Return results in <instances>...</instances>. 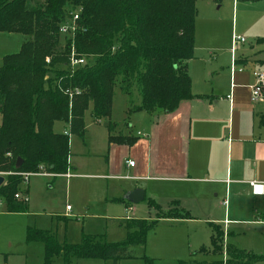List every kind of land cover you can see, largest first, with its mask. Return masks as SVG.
<instances>
[{
    "label": "trees",
    "instance_id": "1",
    "mask_svg": "<svg viewBox=\"0 0 264 264\" xmlns=\"http://www.w3.org/2000/svg\"><path fill=\"white\" fill-rule=\"evenodd\" d=\"M254 2L257 0H237ZM196 0H0V32L21 33L29 38L17 52L0 62V202L6 212L27 209L26 192L20 191L19 174L46 172L64 174L70 169L69 134L82 137L84 114L90 107L95 121L104 123L108 143L132 145L137 137L117 131L110 120L113 91L118 86L125 95L134 87L139 102L125 113L171 111L179 101L199 97L191 92L187 63L194 57ZM76 13V30L70 36L59 27ZM85 59L72 68L71 52ZM88 56H91L89 58ZM48 59V61H46ZM128 118V117H126ZM55 121L66 130L52 129ZM128 119L122 121L126 125ZM21 165L15 168V161ZM155 212L152 219L121 221L125 238L107 242L84 236L74 244L60 243L49 231L26 227L25 242H41L44 264L61 255L63 264L71 258L110 260L136 258L135 246H144L147 232L161 218H190L187 210L172 200L163 209L147 198ZM173 206V209H172ZM211 248L226 259L178 264H254L264 262V252L255 253L223 242V230L213 223ZM229 233H226V237ZM224 248L222 249V247ZM204 250V249H203ZM142 264L154 259L139 256Z\"/></svg>",
    "mask_w": 264,
    "mask_h": 264
},
{
    "label": "rangeland",
    "instance_id": "2",
    "mask_svg": "<svg viewBox=\"0 0 264 264\" xmlns=\"http://www.w3.org/2000/svg\"><path fill=\"white\" fill-rule=\"evenodd\" d=\"M195 8V58L190 59L188 63L193 89L200 92L212 86H227L231 58L245 59L243 67L246 71L254 67L255 71L264 72V0H196ZM233 37H242L244 41L232 44ZM28 38L21 33L0 32V62L4 55L17 52L20 44ZM138 102L139 94L134 87L130 95H125L115 86L110 120L119 127L124 119L130 118L131 121L137 113L127 115L125 111L129 104ZM106 121L107 119L95 121L89 107L84 114V127L87 128L85 134L82 137L69 134L72 163L79 165V169H76L78 173H105ZM52 129L61 133L66 130V126L61 121H55ZM135 130L136 128H133L131 133ZM141 138L142 136H139V139ZM0 173L3 176L10 172ZM113 181L116 183L112 184ZM113 181L104 177L83 175L66 178L64 175L52 177L31 174L28 181H22L18 192V197L26 192V211L6 212L0 202V264H4V259L7 264H44L43 244L25 242V231L29 225L44 227L43 230L49 231L60 243L74 244L84 236L107 242L123 240L125 229L119 225L116 217L124 215L125 212L120 203L111 200L114 196L113 187L120 181ZM106 182L109 184L108 188ZM154 199L163 209L170 207L171 197L161 194ZM87 203L90 204L88 211L84 209ZM65 205H69L72 210L66 213ZM131 205L136 210L125 213L126 216L132 215L139 219L154 218L155 211L147 205V200ZM255 206L260 207V204ZM188 212L190 218H165L157 222L147 232L144 248L138 246L132 249L136 258L122 259L118 264H142L139 259L140 250L144 251L147 257L154 258V264H178L190 259L202 263L223 260L222 252L213 251L211 248L208 211L188 209ZM76 217L82 219L83 223ZM113 217L115 219H112ZM244 227L246 226L238 230L240 240L234 244L237 247L251 248L256 253L264 250V229L250 226L245 230ZM224 239L223 231V241ZM73 259H70V264H112L109 260L86 259L74 260L71 263ZM52 261L50 264H63L61 255L54 257Z\"/></svg>",
    "mask_w": 264,
    "mask_h": 264
},
{
    "label": "crops",
    "instance_id": "3",
    "mask_svg": "<svg viewBox=\"0 0 264 264\" xmlns=\"http://www.w3.org/2000/svg\"><path fill=\"white\" fill-rule=\"evenodd\" d=\"M232 59L242 71L231 72L229 69L227 86H212L198 92L191 85L192 94L199 97L183 99L171 111L136 112L132 122L129 118L125 126H117V131L123 133H131L136 128L132 134L137 139L132 145L108 143L105 129V173H78L79 165L72 163V153H69V170L73 176L66 178L83 175L120 181L113 187L111 200L120 203L128 214L136 208L125 196L136 188L143 190L142 200L151 198L156 202L154 198L164 194L171 197L169 204L177 200L179 207L187 211L206 210L207 221L225 232L224 244L226 241L237 243L240 240L238 230L242 226H246L245 230L250 226L264 229V194H252L248 183L251 180L264 182V102L250 101L249 85L253 82L254 67L246 71L243 67L245 59ZM86 131L87 128L84 134ZM127 160H132L133 166L127 165ZM105 185L109 187L108 182ZM89 205L87 203L84 209L88 211ZM71 210L70 207L65 212ZM125 213L116 217L120 226V221L134 218ZM76 218L83 223L82 219ZM37 228L44 229L39 225ZM226 233H229L228 237ZM263 252L259 251V254ZM141 254L144 251L140 250L139 256ZM222 255L225 261V249ZM80 259L83 258H74L71 263ZM4 264H7L5 259Z\"/></svg>",
    "mask_w": 264,
    "mask_h": 264
},
{
    "label": "built area",
    "instance_id": "4",
    "mask_svg": "<svg viewBox=\"0 0 264 264\" xmlns=\"http://www.w3.org/2000/svg\"><path fill=\"white\" fill-rule=\"evenodd\" d=\"M72 18L68 21L62 24L59 27V32L61 34H68L72 35L75 30H76V19L78 18V15L76 13H70ZM244 39L242 37H233L232 39V44L236 43V41H243ZM48 61V59H46ZM85 63V59L82 57H78L75 55V53L72 51L69 57V65L74 68L76 66H79L81 64ZM230 70L231 72L233 71H242V68L239 66H236L235 61H231L230 65ZM252 77H253V82L252 84L249 85L250 88V101L252 103H257V102H264V72H257L255 70L252 71ZM127 165L133 166L134 162L132 160H127L126 161ZM21 176H23V182L27 181V178L31 174H48L52 175L49 173L45 172H37V173H19ZM1 175V173H0ZM65 177H71L73 176L72 172L68 169L64 174ZM249 185L251 186V192L254 195H263L264 194V182L261 181H256V180H251L248 182ZM15 197H18V194H15ZM69 206H66L65 209H69Z\"/></svg>",
    "mask_w": 264,
    "mask_h": 264
},
{
    "label": "water",
    "instance_id": "5",
    "mask_svg": "<svg viewBox=\"0 0 264 264\" xmlns=\"http://www.w3.org/2000/svg\"><path fill=\"white\" fill-rule=\"evenodd\" d=\"M21 165V159L17 158L15 161V168H18ZM4 177L0 175V185L3 183ZM143 190L136 188L130 192H128L125 196V199L131 203H137L143 199Z\"/></svg>",
    "mask_w": 264,
    "mask_h": 264
}]
</instances>
